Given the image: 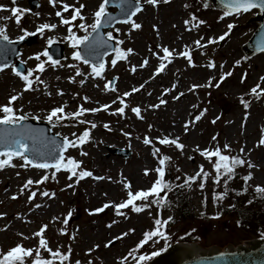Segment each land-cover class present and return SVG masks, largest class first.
I'll return each instance as SVG.
<instances>
[{
  "label": "rangeland",
  "instance_id": "1",
  "mask_svg": "<svg viewBox=\"0 0 264 264\" xmlns=\"http://www.w3.org/2000/svg\"><path fill=\"white\" fill-rule=\"evenodd\" d=\"M105 1L39 0L32 8L30 0H0L1 37L37 35L20 48L26 76L0 69V122H48L71 141L56 167L0 155L2 253L147 264L180 230L167 231L169 214L152 204L163 152L191 174L210 168L208 157L220 149L235 152L264 188V52L243 49L259 25L249 22L256 10L228 14L207 0H137L143 9L106 31L117 48L98 69L77 49L106 11H116ZM55 41L64 45L58 62L47 54ZM252 93L257 100L245 104ZM69 158L78 168L68 169ZM186 229L201 236L191 242L220 249L253 239L229 218Z\"/></svg>",
  "mask_w": 264,
  "mask_h": 264
},
{
  "label": "water",
  "instance_id": "2",
  "mask_svg": "<svg viewBox=\"0 0 264 264\" xmlns=\"http://www.w3.org/2000/svg\"><path fill=\"white\" fill-rule=\"evenodd\" d=\"M209 2L228 14L256 10L257 15L249 19V22L258 21L259 25L243 49L248 56L264 52V0ZM30 3L32 8H35L39 0H30ZM105 3L106 9L117 8V11H106L89 38L78 47L79 56L99 69L105 65L107 56L117 48L115 40L107 36L106 30L117 23L129 21L144 7V4L137 0H106ZM126 3L132 5L127 13L124 11ZM36 36L17 41L0 37V69L14 65L19 73L26 76L27 67L18 56L21 46L30 45ZM47 53L53 62H58L64 56V45L59 42L50 43ZM111 86L113 87L112 81ZM23 126L28 128L24 130ZM70 146L71 141L54 133L52 126L47 122L21 119L14 123H0V155H24L31 164L49 168L62 164ZM115 152L125 157L129 155V152L125 153L119 149ZM147 264H264V237L245 239L244 244L236 247L229 243L224 249L216 245L204 246L196 242L177 241L159 252Z\"/></svg>",
  "mask_w": 264,
  "mask_h": 264
},
{
  "label": "trees",
  "instance_id": "3",
  "mask_svg": "<svg viewBox=\"0 0 264 264\" xmlns=\"http://www.w3.org/2000/svg\"><path fill=\"white\" fill-rule=\"evenodd\" d=\"M257 96L255 93L245 96V104L256 101ZM208 159L210 168L200 166L197 173L191 174L182 173L165 152L158 158L164 176L161 190L152 204L160 216L169 214L167 231L180 229L165 241L166 246L176 241H201L198 233L186 229L200 219L229 218L246 236L264 237V188L253 184L252 165L237 153L222 149ZM69 161L73 167L68 169L78 168L72 158ZM66 259L61 253L30 260L21 250L0 251V264H66Z\"/></svg>",
  "mask_w": 264,
  "mask_h": 264
},
{
  "label": "bare ground",
  "instance_id": "4",
  "mask_svg": "<svg viewBox=\"0 0 264 264\" xmlns=\"http://www.w3.org/2000/svg\"><path fill=\"white\" fill-rule=\"evenodd\" d=\"M172 1H174V0H170L169 3H172ZM63 23H65V22H63ZM175 56H176V55H175ZM172 57H173L174 59H177V56H176V58H175L174 56H172ZM149 82H150V81H149ZM176 86H177V85H176ZM138 90H139V88H138ZM135 91H136V90H133V94L136 93ZM171 91H172V90H171ZM124 94H125V93H124ZM133 94H132V95H133ZM183 96H184V93L181 94V97H183ZM72 160H73V159H72ZM87 173H88V172H87ZM87 175H88V174H87Z\"/></svg>",
  "mask_w": 264,
  "mask_h": 264
}]
</instances>
